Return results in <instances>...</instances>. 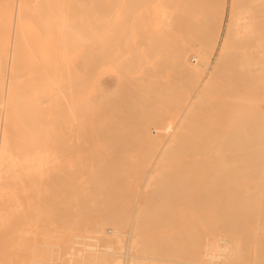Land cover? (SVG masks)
I'll list each match as a JSON object with an SVG mask.
<instances>
[{
	"label": "bare ground",
	"instance_id": "bare-ground-1",
	"mask_svg": "<svg viewBox=\"0 0 264 264\" xmlns=\"http://www.w3.org/2000/svg\"><path fill=\"white\" fill-rule=\"evenodd\" d=\"M129 1L145 10L147 42L144 49L137 46L132 61L137 67L145 59L147 73L98 80L97 74L106 73L109 46L103 59H96L90 46L88 73H72L64 45L66 20L55 16L63 23L59 46L52 56H41L39 86L45 95L39 97L41 105L56 97L58 112L53 130L31 131V116L23 121L22 111L37 101L36 84L14 88L29 75L20 73V56L28 44V20L38 17L31 9L46 2L0 0V264H264V154H247L239 171L232 142L235 135L244 139V123L233 124L228 140L222 133L227 140L222 152V138L203 139V125L196 121L214 98L229 109L256 107L254 92L264 87V0ZM167 63L172 72L165 80ZM80 85L99 95L80 98ZM129 92L134 99L127 102L137 113L131 134L147 141L140 170L125 169L123 155L112 160L108 143L129 134L120 111L125 109L118 104ZM167 94L174 108L164 114L158 105ZM259 109L264 119V107ZM44 134L73 142L97 136L107 143L94 144L103 152L89 163H66L62 145L50 147L47 141L49 147L44 142L40 148L23 139ZM176 166L185 175L183 185L176 184ZM175 224L182 226L178 235L170 232ZM187 257L192 262L184 261Z\"/></svg>",
	"mask_w": 264,
	"mask_h": 264
},
{
	"label": "rangeland",
	"instance_id": "rangeland-1",
	"mask_svg": "<svg viewBox=\"0 0 264 264\" xmlns=\"http://www.w3.org/2000/svg\"><path fill=\"white\" fill-rule=\"evenodd\" d=\"M40 1L46 2V6H37V7H35L36 10H35V8L33 10L31 9V12L35 11L34 14H36L35 16H38V17L33 18V15H31V17L33 19L31 18V20H28L29 21L27 24V26H28L27 32L29 34L28 44L25 47H23V51H25V52H23V54H21V56H20V60H21V62H20V67H21L20 73L23 75L25 73H28L29 75L21 77L17 81V84L15 85L14 91H16L19 88L22 90H26L28 88L27 87L28 83H31L34 85L36 84L34 86V90H36L39 93L37 95L39 100L37 99V101H35L34 104H31V106H29L28 108L26 105H24L26 108H24L22 111V115H23L22 120L25 121L26 120L25 119L26 114H29L31 117L27 121H29L31 123L29 125V129L31 131H40V130H46V131L49 130L50 131V129H52V130L54 129L53 128L54 125H52L53 124L52 118L58 112L56 110L57 107L55 106V105H57L58 102H55L56 97L54 99L49 98L50 100L48 99V101L46 102L47 104L45 103V104L41 105L42 100H40V99H41V96L44 97L45 92L39 86V84L43 80V75H44L43 69L45 67V64L40 63L41 58H42L41 56H44V55L49 56V57L52 56L55 53V49L58 48V46H59L56 38L60 34V29H61V26L63 23L58 22L57 20H54V17L61 15L66 20L67 29H66V33H65L66 35L65 36L67 37V39H66V42L64 41V45L67 47V50H68L67 51V57L71 62V66L73 69L72 73H76L77 71L83 72L84 74H85V72L88 73L87 70H85L86 68H84V67H86L85 65L87 63L86 62L87 51H88V48L90 46H94V49L97 52L96 59H103V57L105 56L103 53L104 46L110 47V53L107 54V63L103 64V67H102L104 71L106 69V71H105L106 73H103L104 75L102 73H100V75H102V77L99 74H97V76H96V78L97 77L101 78V79L103 78V82H105V81L109 80V78H113L116 76L118 77V74L122 75V76H130L133 74L138 75L139 73L145 75L147 73L146 67L149 65V63L145 59H142L140 61V65L137 67H134L135 65L132 61V59L134 58V56L136 54L135 50H136L137 46H140L141 48L144 49L145 44L147 42V39L145 36L146 31H145L144 27L142 26V21L144 20V16H145L144 15L145 10L138 11L136 4L132 3L129 0H40ZM123 1H125V2L123 3ZM123 12L125 13L124 20H122ZM42 15H44L45 17H48L49 20L48 21L40 20V16L43 18ZM41 51H46V53L41 54L42 53ZM191 61L193 63H196L194 58ZM54 64H53L52 70L55 67L57 68V66H58L57 64H55V65ZM83 69H84V71H83ZM163 69L167 73V78H164V79L168 80L169 79L168 75H170V73L172 72V69L170 68L169 63H167V65H165V67ZM100 70L101 69H99V71H98V69H97V73L100 72ZM56 71H57V69H56ZM116 73H117V75H116ZM109 74H111V76H109ZM112 74H114L113 77H112ZM105 76H106V78H105ZM98 80H100V79H98ZM100 82H102V80ZM83 85L78 86L79 89H77V91L79 92L78 96L80 98L86 99L89 95H93V96L99 95L98 91L93 90V89L92 90H89L86 88L84 89ZM80 89L82 91L84 90L85 92L81 93ZM75 91H76V89H75ZM138 91L141 94H144L143 88H140ZM126 93H127V91H126ZM39 95H41V96L39 97ZM132 95H133L132 93H130L129 95L123 94V96H121V97L124 98L123 101L125 100L127 102L128 100L134 99V97H133V99L131 98ZM254 95L258 99L256 107L247 106L248 108L246 107V108L240 109V110L239 109L236 110L232 107H230V109H229L227 106L225 107V105H223V107H220V106H222V104L217 103L216 102L217 100L214 98V101L211 104H209L210 107L212 106L211 107L212 109H210V107L208 105L205 109L200 111V115L196 119V121L199 119V121H197V122L201 125L200 127H202V125H203L204 133H206V134H204V133L202 134V136L204 137L203 139L207 140L206 136L209 139H211V137H216L219 139L222 138V140H220V143H224L225 141L227 142L229 136L231 137V134H228V133H231L234 123H238L237 125L244 123L243 129L246 131V135H245L244 139H240V137L238 138V136L235 135L234 141L232 142V147L236 148L233 151V154L236 155L235 159L237 160L235 167L239 171L243 169V167H242L243 160L247 154H249V153L256 154V155L264 154V123H263L264 119H263V116L260 115L261 112L259 109V108H261V106L264 107V105H263L264 102L261 103L264 99V87L260 88L256 92H254ZM154 97L157 98L156 95ZM163 97H164V99L166 98V100L168 98L169 99H168V101L165 100L166 102H164V99H163V102L161 104H159L158 106H159V108H161L163 110L164 114H169V112H171L174 108V107H172L173 105H171L170 103L168 104L169 100L171 99V94L163 95L162 98ZM123 101H121V102L118 101V104H120V103L123 104V105H121V104L119 105V106H121V107H119L120 109H123V107H124V109L128 111V112L126 111L125 115H124L123 113L125 110H120L121 111V117L123 118V120L125 119V120H127L126 122L129 123L127 125V123L124 121L126 123V127H127V130L129 131V134H128V136L122 137V140L120 139L121 137L119 139L113 138V139H110V142H108L114 148V150L111 153H113L112 157L113 156H115V157H113L114 159L112 158V160L119 159L123 155L124 156L123 158H125L126 162L129 164L125 169L130 168L129 167L130 165H135L134 168H136L137 170H140V169H142V167L138 164H140L142 159H143L142 154L145 152V149H146L145 145H146L147 141L142 143L137 136H134L131 134L132 130L130 128L133 129V124L136 120V116H134V115H137V113H134L135 107H134V104L132 102L131 103L130 102H127V103L124 102L123 103ZM50 102H51L52 106H51V104H49ZM54 102H55V105H54ZM128 103H130L129 107L127 105ZM213 103L217 104V105L214 106ZM50 106H51V108H50ZM132 106L134 107V109H133L134 111L132 110V108H133ZM55 107H56V109L54 110ZM214 108H215V110H214ZM241 110H243V111H241ZM222 111H223V114L221 113ZM208 112L210 115L208 114ZM130 113H132V114H130ZM138 114L140 115V112ZM212 114H214V116ZM203 118H205V119H203ZM202 119H203V121H201ZM205 120H207V121H205ZM95 121H96V118H95ZM209 121H211V123H214L215 127L213 126V128H211V127L207 126V125H210ZM202 122H204V123H202ZM205 122L206 123L208 122V123L206 125H204ZM216 122H218L221 125H219ZM228 124L230 126H228ZM261 124H263V125H261ZM216 128H217V131H216ZM220 128H221V130H220ZM214 129H215V131H214ZM205 130H208V131H205ZM218 130H220V131H218ZM209 131H211V132H209ZM207 132H209L210 134ZM214 132H215V134L218 133L217 136L214 135ZM224 132H226V134H227V136H226V138L228 137L227 140H226V138L223 137V136H225V135H223V134H225ZM219 134H221V135H219ZM46 135L47 134L36 135V136L35 135L34 136H32V135L25 136V137H23V139H25V140L28 139V140H26L27 142L25 140H23L22 144L24 145L25 142L27 144H30L32 142L31 144L36 143L40 148L41 147L45 148V146L48 144V142L50 144V147L62 145V152L64 154V162L66 161V163L77 162V161H83V162L89 163L90 161H92L91 157L94 156L95 154L96 155L102 154L103 151H102L101 147L106 146V145L103 146V143H101V141L99 140V139H101V137L98 138L97 136H95V137L90 136V138H89V136H83L80 138V140H78L79 142H75V141L73 142V141H69V140L67 141V139H65V136L63 137V140L57 141V140H55L56 136H53V134H48V135H51V138L46 136ZM96 137L98 139H95ZM29 139H32V140L29 141ZM38 139H39V141H38ZM41 139H43L44 141ZM102 139H103V142L107 143V141L104 138H102ZM114 139H116V141ZM117 140H119V141H117ZM42 141H43V143H42ZM111 141H113V144L115 146L112 144ZM221 141H223V142H221ZM44 142L46 145L44 144ZM117 142L118 143L120 142V143L118 144ZM90 143H92V144L89 147L90 149L88 150V146ZM225 143L219 144L220 147H222V150L226 146ZM94 144H97V145L99 144L98 147L101 144V147H100L101 149H97V150L94 149L93 148ZM48 145L46 147H49ZM76 145H78V147H76ZM81 146H83V147H81ZM125 147H127V148H125ZM249 147H251V148H249ZM123 149H124V151H123ZM92 150L94 153H91ZM96 151H97V153H95ZM114 151L117 153H114ZM219 151L221 153V149ZM85 152L86 153L88 152L87 153L88 159L86 158ZM222 152H225V149ZM79 153H80V155H79ZM130 153H132V154H130ZM124 154H126V155H124ZM75 155H77V156H75ZM136 155L138 156V157H136V159L132 158V157H135ZM69 158H70V160H69ZM89 158H90V160H89ZM97 160L98 159H95L94 161H97ZM99 160H100V158H99ZM176 167H175V169L177 170L179 167H177V168ZM181 170L182 169L179 168L177 171H180V173H178V175L177 174L175 175L177 178L179 177L178 179L174 176V178L176 180H178L176 183L178 185H181V183L183 185L184 184L183 181L185 180V175L183 174V172H181ZM180 174L181 175L183 174V175L181 176ZM192 175H194V174H192ZM238 176H242V175L239 174ZM117 181H120V178H118ZM90 205L91 204H89V207H91V206L94 207V205H91V206ZM106 205H108V204H101L100 207H102V208L108 207L109 208V205L108 206H106ZM112 205H114L113 207H115V206L117 207V204H111L110 207ZM89 207H87V208H89ZM113 207H111V208H113ZM84 209H86V206ZM194 214H195V212L193 211L190 215L185 217L184 221H188L190 218L193 217ZM86 226L87 227L92 226V223L90 220H88L86 222ZM181 230H182V226L180 224H175L170 228V232L172 234H176V235H178L181 232ZM193 255H194L193 253H190V254L188 253L186 256L190 257ZM188 257L186 258V260H184V259H175V260L191 261L190 259H188Z\"/></svg>",
	"mask_w": 264,
	"mask_h": 264
}]
</instances>
